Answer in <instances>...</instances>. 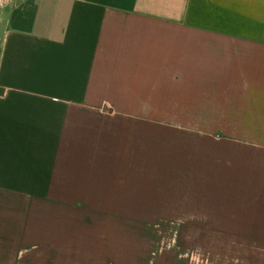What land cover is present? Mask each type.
<instances>
[{
  "label": "crops",
  "instance_id": "1",
  "mask_svg": "<svg viewBox=\"0 0 264 264\" xmlns=\"http://www.w3.org/2000/svg\"><path fill=\"white\" fill-rule=\"evenodd\" d=\"M103 111L258 134V218L150 211ZM247 231L264 264V0H0V264H248Z\"/></svg>",
  "mask_w": 264,
  "mask_h": 264
},
{
  "label": "rangeland",
  "instance_id": "2",
  "mask_svg": "<svg viewBox=\"0 0 264 264\" xmlns=\"http://www.w3.org/2000/svg\"><path fill=\"white\" fill-rule=\"evenodd\" d=\"M103 117L110 131L104 141H116L125 164L108 169L118 170L120 189L128 186L135 193L150 194V211L160 209L167 222L188 224L225 222L226 218L232 223H254L258 218V134L202 132L210 126L222 128V120H196L205 125L198 131L196 127L177 129L142 120H116L107 111ZM240 129L258 130L253 126ZM75 201L77 206L82 202ZM78 217L72 214V223ZM192 233L197 232L168 230L166 244L172 246L180 235L189 239ZM255 234L258 231H247V245L240 247L248 264H258V246L249 241Z\"/></svg>",
  "mask_w": 264,
  "mask_h": 264
}]
</instances>
